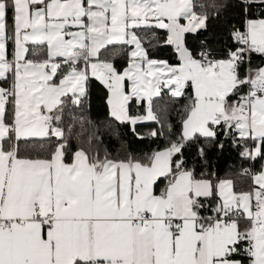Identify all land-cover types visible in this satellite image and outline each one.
<instances>
[{"label": "snow or ice", "instance_id": "snow-or-ice-1", "mask_svg": "<svg viewBox=\"0 0 264 264\" xmlns=\"http://www.w3.org/2000/svg\"><path fill=\"white\" fill-rule=\"evenodd\" d=\"M0 264H264V0H0Z\"/></svg>", "mask_w": 264, "mask_h": 264}, {"label": "trees", "instance_id": "trees-1", "mask_svg": "<svg viewBox=\"0 0 264 264\" xmlns=\"http://www.w3.org/2000/svg\"><path fill=\"white\" fill-rule=\"evenodd\" d=\"M165 55H166V53H165ZM172 118L174 119L175 117L173 116Z\"/></svg>", "mask_w": 264, "mask_h": 264}]
</instances>
